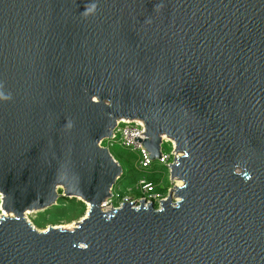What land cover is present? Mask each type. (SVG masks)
Instances as JSON below:
<instances>
[{"label": "water", "instance_id": "obj_1", "mask_svg": "<svg viewBox=\"0 0 264 264\" xmlns=\"http://www.w3.org/2000/svg\"><path fill=\"white\" fill-rule=\"evenodd\" d=\"M121 119L175 142L159 208L103 207ZM0 195V264H264V0H0Z\"/></svg>", "mask_w": 264, "mask_h": 264}, {"label": "rangeland", "instance_id": "obj_2", "mask_svg": "<svg viewBox=\"0 0 264 264\" xmlns=\"http://www.w3.org/2000/svg\"><path fill=\"white\" fill-rule=\"evenodd\" d=\"M110 151L116 160L123 165L124 175L121 176L114 185V191L123 195L132 194L135 197L140 196V192L136 189V184L141 176L149 179L154 178L160 181V187L163 185L165 189L171 183L169 168L161 163L158 159L154 160L151 167H138L139 151L127 148L118 142H114L110 146ZM162 151L169 153L171 144L168 141L162 143ZM133 188V191H129ZM59 193H63V189H58ZM1 204V195H0ZM89 209V204L79 198L60 196L57 204L42 210L27 212L26 217L39 230H45L49 226H61L65 228L73 227L81 218H83ZM3 211L0 210V214Z\"/></svg>", "mask_w": 264, "mask_h": 264}, {"label": "built area", "instance_id": "obj_3", "mask_svg": "<svg viewBox=\"0 0 264 264\" xmlns=\"http://www.w3.org/2000/svg\"><path fill=\"white\" fill-rule=\"evenodd\" d=\"M144 138L145 125L142 120L121 119L117 123V126L113 132V136L104 140L102 145L110 148L114 142H118L127 148L135 149L139 151L138 167L149 168L151 167L153 160L150 157L149 151L142 145V140ZM162 139L163 142H170L171 151L169 153L162 151L159 161L169 167L178 154L175 151V142L171 138L163 136ZM177 184L179 185L178 181L174 180L171 181V183L166 186L165 189H161L158 188V184H156L153 180L145 176H141L136 184V189L140 192V196L135 197L132 194L123 195L120 192H115L113 189V196L104 202L103 207L104 209L119 207L126 198H129L136 204H138L141 200H145L147 203H153L155 208H159L161 201L167 198L168 194ZM161 187L164 188L163 185ZM129 191H133V188H130Z\"/></svg>", "mask_w": 264, "mask_h": 264}, {"label": "trees", "instance_id": "obj_4", "mask_svg": "<svg viewBox=\"0 0 264 264\" xmlns=\"http://www.w3.org/2000/svg\"><path fill=\"white\" fill-rule=\"evenodd\" d=\"M122 167H123V165H122ZM124 175V170H123V174H122V176ZM151 180H153L156 184H158V188H161L160 187V185H159V183H160V181L156 178V179H154V178H151ZM68 197H65V199H67Z\"/></svg>", "mask_w": 264, "mask_h": 264}, {"label": "bare ground", "instance_id": "obj_5", "mask_svg": "<svg viewBox=\"0 0 264 264\" xmlns=\"http://www.w3.org/2000/svg\"><path fill=\"white\" fill-rule=\"evenodd\" d=\"M178 183H179V184H181V182H180V181H178Z\"/></svg>", "mask_w": 264, "mask_h": 264}]
</instances>
